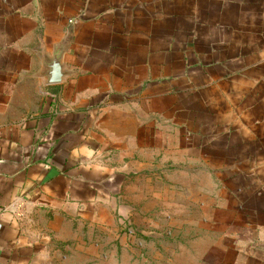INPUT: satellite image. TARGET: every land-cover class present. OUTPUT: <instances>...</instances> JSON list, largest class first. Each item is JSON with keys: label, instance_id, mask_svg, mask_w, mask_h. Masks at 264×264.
<instances>
[{"label": "crops", "instance_id": "obj_1", "mask_svg": "<svg viewBox=\"0 0 264 264\" xmlns=\"http://www.w3.org/2000/svg\"><path fill=\"white\" fill-rule=\"evenodd\" d=\"M156 166L264 264V0H0V264H125L117 199Z\"/></svg>", "mask_w": 264, "mask_h": 264}, {"label": "rangeland", "instance_id": "obj_2", "mask_svg": "<svg viewBox=\"0 0 264 264\" xmlns=\"http://www.w3.org/2000/svg\"><path fill=\"white\" fill-rule=\"evenodd\" d=\"M167 171L156 166L152 174H133L124 181L116 212L125 264H244L245 248L260 249L259 227L227 225L226 209L213 205L210 194H204L198 208L180 205L179 194L164 189L179 181ZM203 180L204 185L210 183Z\"/></svg>", "mask_w": 264, "mask_h": 264}, {"label": "water", "instance_id": "obj_3", "mask_svg": "<svg viewBox=\"0 0 264 264\" xmlns=\"http://www.w3.org/2000/svg\"><path fill=\"white\" fill-rule=\"evenodd\" d=\"M57 69H58L57 72L59 73V78H60V77H62V71H61V67L59 64L57 65Z\"/></svg>", "mask_w": 264, "mask_h": 264}]
</instances>
